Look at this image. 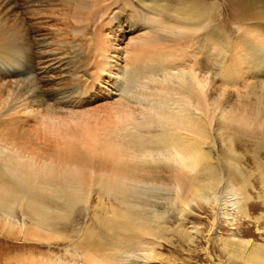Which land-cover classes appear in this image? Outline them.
I'll use <instances>...</instances> for the list:
<instances>
[{"label":"rangeland","instance_id":"1","mask_svg":"<svg viewBox=\"0 0 264 264\" xmlns=\"http://www.w3.org/2000/svg\"><path fill=\"white\" fill-rule=\"evenodd\" d=\"M205 2L214 5L213 24L230 39L224 47L210 44L206 31L144 46L132 38L146 37L145 29L125 35L116 31L113 16H126V23L133 18L121 0H94L91 7L78 0H0V147L36 166L45 165L53 179L69 175L84 190H89L93 177L107 171L117 179L161 185L162 198L176 195V210H170L167 200L153 194L148 197L152 204L163 206L160 210L165 215L174 213L165 216L168 231L155 249V258L145 264H264V257L258 258L264 252L249 259L229 258L222 250L223 240L231 244L228 251L238 245L246 249L251 243L264 245V46L241 29L243 15L233 1ZM15 50L22 54H14ZM154 58L172 59L169 66L189 71L200 87L204 121L212 139L218 141L214 153L220 159V183L203 199L195 193L196 172H189L185 180L175 173H165L166 179L157 182L142 178L144 171L136 169V161H124V154L115 152L107 140L108 130L140 117L136 105L122 106L112 95L116 79L108 67L128 68ZM33 87L40 96L38 102L21 96ZM111 157L119 160L116 170L107 168L110 164L101 165L111 162ZM234 166L248 182L245 199L239 178H230ZM224 183H230L226 193ZM241 200L245 213L235 208ZM96 201L93 193L89 215H76L77 235L71 233L73 225L51 234L30 220L21 229L19 223L12 225L0 216V264H116L108 252L93 249L98 233L93 215L100 211ZM179 228L192 241L182 238Z\"/></svg>","mask_w":264,"mask_h":264},{"label":"bare ground","instance_id":"2","mask_svg":"<svg viewBox=\"0 0 264 264\" xmlns=\"http://www.w3.org/2000/svg\"><path fill=\"white\" fill-rule=\"evenodd\" d=\"M79 1L87 2L89 7L93 6L94 2L78 0V4ZM231 1L238 6L240 15H243L241 29L264 46V1ZM121 3L132 13L133 20L126 23L129 21L126 16L121 19L119 16H113L116 31L125 35L127 32L145 29L143 35L146 37L132 38L143 41L144 46L168 44L179 41L182 36L192 32L204 31L208 34L210 44L224 47L230 43L228 35L213 24L214 5L208 6L205 0H121ZM118 11L119 13L122 11L121 7ZM114 15L118 14L115 12ZM200 39L204 41V36H200ZM13 53L22 54V51L15 50ZM7 56L15 57L12 54ZM22 62L17 61L16 65L20 63L19 66H22ZM172 62V59L154 58L128 68H120L118 64L108 67L115 72L112 74L113 79H116L112 95L120 99L122 106L136 105L140 110V117L123 125L120 123L121 126L117 129L108 130L106 137L113 144L111 147H115V152L124 154V161L127 162V159L136 161L134 163L136 169L144 171V174L140 175L142 178L157 182L166 179L165 173H171L170 175L175 173L177 178L185 180L189 172H196L199 180L197 186L194 185L195 182L193 183L195 193L203 199L206 193L220 183V159L214 153L218 141L216 138L212 139L206 128L203 99L193 75L183 68L170 67ZM65 64L62 63L61 67ZM224 65L225 62H222L221 68ZM106 69H102V72ZM25 81H28L26 83L29 85L33 83L32 79ZM36 92L37 89L33 87L21 96L25 95L26 99L38 102L41 99L40 96H36ZM226 149L232 154L230 147ZM141 155L149 157L150 160L144 158L141 160ZM110 159L111 162L106 161L101 165L107 167V164H110L111 166L107 168L116 170L119 160L112 157ZM234 170L229 176L231 179H236L235 176L239 178L240 192L245 199L248 197L246 194L248 182L241 177L239 169L235 166ZM102 174L97 178L93 177L89 190H84L69 175L53 179L45 171V165L36 166L30 160L7 154L6 149L0 147V216L12 225L19 223L21 229H25L26 221L30 220L33 225L51 234H58L55 232L58 229L70 230L67 226L73 225L71 233L77 235L80 231L75 220L76 215L83 218L89 215L91 196L95 193L97 200L95 206H99L100 211L93 215L98 225L93 249L108 252L110 259L116 264L149 262L155 258V249L161 246L160 239L168 231L169 227L164 222L165 216L174 213L167 212L165 215V211L160 210L163 206L149 201L148 197L151 194L155 198H162L163 194L159 189L161 185L153 186L124 177L117 179L107 171ZM224 186L226 193L229 191L227 187L230 183H224ZM169 194L168 198L162 199L167 200V203L169 201L170 210L173 208L176 210L179 198L176 195L172 198ZM261 198L264 205V196ZM242 200L235 203L237 205L235 208L237 212L245 213ZM219 206H223L222 202ZM17 216L21 221L16 222ZM179 235L189 241L193 239L180 228ZM248 247L246 249L238 245L233 251H228L231 244L223 240L222 250L227 252L229 258L239 256L250 257L249 259L264 252L262 248L264 245L251 243ZM262 257L264 256L258 258Z\"/></svg>","mask_w":264,"mask_h":264}]
</instances>
